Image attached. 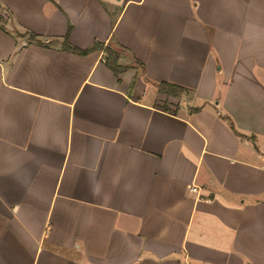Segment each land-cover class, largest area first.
I'll use <instances>...</instances> for the list:
<instances>
[{
    "label": "crops",
    "instance_id": "1",
    "mask_svg": "<svg viewBox=\"0 0 264 264\" xmlns=\"http://www.w3.org/2000/svg\"><path fill=\"white\" fill-rule=\"evenodd\" d=\"M0 17V264H264V0Z\"/></svg>",
    "mask_w": 264,
    "mask_h": 264
},
{
    "label": "trees",
    "instance_id": "2",
    "mask_svg": "<svg viewBox=\"0 0 264 264\" xmlns=\"http://www.w3.org/2000/svg\"><path fill=\"white\" fill-rule=\"evenodd\" d=\"M1 17H0V21H1ZM29 37L31 40L35 41L37 44L41 45V46H45V47H50L52 42H48V41H44L43 39L39 38L37 35L33 34V33H28ZM63 48L67 49V50H72L74 52H77L79 54L82 55H86L89 52L96 50V49H101L105 52L106 56H105V63L106 65L114 72V74L119 77V75L128 69L129 66H123L119 64V60L121 57V53L117 48L111 47V46H104L103 43L100 42H96L91 48L82 50L76 47L71 46L70 44H68L67 40L65 39L63 41ZM122 51L124 50V48H120ZM159 90L168 95V96H176L179 97L182 94L187 92V89L179 86V85H174L171 83H167V82H162L158 84Z\"/></svg>",
    "mask_w": 264,
    "mask_h": 264
},
{
    "label": "rangeland",
    "instance_id": "3",
    "mask_svg": "<svg viewBox=\"0 0 264 264\" xmlns=\"http://www.w3.org/2000/svg\"><path fill=\"white\" fill-rule=\"evenodd\" d=\"M118 50L120 51V53H121L122 55H126L125 52L122 51L121 49H118Z\"/></svg>",
    "mask_w": 264,
    "mask_h": 264
},
{
    "label": "built area",
    "instance_id": "4",
    "mask_svg": "<svg viewBox=\"0 0 264 264\" xmlns=\"http://www.w3.org/2000/svg\"><path fill=\"white\" fill-rule=\"evenodd\" d=\"M193 191H196V188L195 187L193 188Z\"/></svg>",
    "mask_w": 264,
    "mask_h": 264
}]
</instances>
